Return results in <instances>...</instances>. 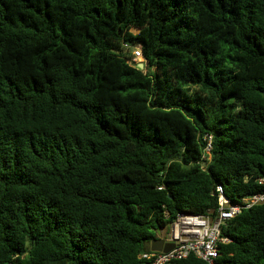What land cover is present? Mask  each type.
Instances as JSON below:
<instances>
[{"label": "trees", "instance_id": "trees-1", "mask_svg": "<svg viewBox=\"0 0 264 264\" xmlns=\"http://www.w3.org/2000/svg\"><path fill=\"white\" fill-rule=\"evenodd\" d=\"M261 176L264 0H0V264H149ZM223 233L264 264V203Z\"/></svg>", "mask_w": 264, "mask_h": 264}, {"label": "built area", "instance_id": "built-area-1", "mask_svg": "<svg viewBox=\"0 0 264 264\" xmlns=\"http://www.w3.org/2000/svg\"><path fill=\"white\" fill-rule=\"evenodd\" d=\"M126 47L132 50L133 61L144 59L141 48L128 45ZM209 149L210 144L207 150L209 151ZM258 182L264 184V176H261ZM216 196L218 206L214 215L210 213L206 215L178 213L167 229H161L163 234L158 235L157 238L164 240V243H173L174 247L168 252L150 250L142 254V258L148 260L149 264H178L179 261L194 255L208 264H219L221 245L231 241L223 233V229L243 209L264 203V193L232 202L226 196L223 186L218 184Z\"/></svg>", "mask_w": 264, "mask_h": 264}, {"label": "water", "instance_id": "water-1", "mask_svg": "<svg viewBox=\"0 0 264 264\" xmlns=\"http://www.w3.org/2000/svg\"><path fill=\"white\" fill-rule=\"evenodd\" d=\"M141 69L144 68V64H139ZM174 247L173 243H164V240L153 239L151 241V250L168 252Z\"/></svg>", "mask_w": 264, "mask_h": 264}, {"label": "rangeland", "instance_id": "rangeland-1", "mask_svg": "<svg viewBox=\"0 0 264 264\" xmlns=\"http://www.w3.org/2000/svg\"><path fill=\"white\" fill-rule=\"evenodd\" d=\"M136 63H143L144 62V59L143 58H141V59H138L137 61H135ZM237 201H241V199H239V198H237L236 199ZM156 235H161V234H163V231L162 230H157L156 232Z\"/></svg>", "mask_w": 264, "mask_h": 264}]
</instances>
